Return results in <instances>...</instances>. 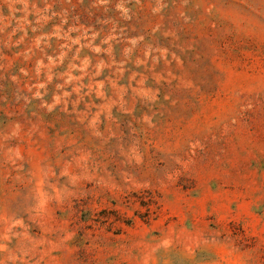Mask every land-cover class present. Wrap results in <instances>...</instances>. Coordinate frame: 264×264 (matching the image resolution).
<instances>
[{
    "label": "rangeland",
    "instance_id": "rangeland-1",
    "mask_svg": "<svg viewBox=\"0 0 264 264\" xmlns=\"http://www.w3.org/2000/svg\"><path fill=\"white\" fill-rule=\"evenodd\" d=\"M0 264H264V0H0Z\"/></svg>",
    "mask_w": 264,
    "mask_h": 264
}]
</instances>
